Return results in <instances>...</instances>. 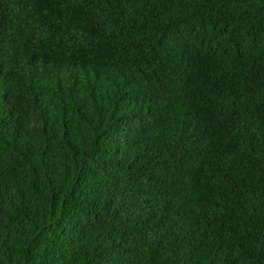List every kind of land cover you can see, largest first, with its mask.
<instances>
[{
    "label": "trees",
    "instance_id": "1",
    "mask_svg": "<svg viewBox=\"0 0 264 264\" xmlns=\"http://www.w3.org/2000/svg\"><path fill=\"white\" fill-rule=\"evenodd\" d=\"M0 264H264V0H0Z\"/></svg>",
    "mask_w": 264,
    "mask_h": 264
}]
</instances>
